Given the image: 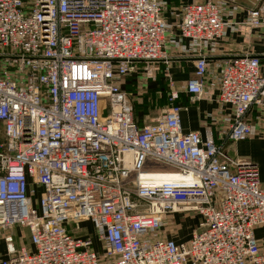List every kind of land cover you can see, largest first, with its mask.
<instances>
[{"label": "built area", "instance_id": "2783aa9c", "mask_svg": "<svg viewBox=\"0 0 264 264\" xmlns=\"http://www.w3.org/2000/svg\"><path fill=\"white\" fill-rule=\"evenodd\" d=\"M165 7L0 0V264H264L259 170L229 150L264 120V53L219 54L226 29L264 41V0L232 24L222 3H186L176 40ZM172 52L193 62L181 92L230 111L216 136L182 131L173 90L155 120L133 119L123 81ZM188 212L191 235L164 237Z\"/></svg>", "mask_w": 264, "mask_h": 264}, {"label": "rangeland", "instance_id": "374dc122", "mask_svg": "<svg viewBox=\"0 0 264 264\" xmlns=\"http://www.w3.org/2000/svg\"><path fill=\"white\" fill-rule=\"evenodd\" d=\"M200 1L202 0H165L166 7L163 15L165 19L166 16L170 19V22H166L172 27L169 31V36L173 35L171 37L173 40H176L179 36L176 23H178L177 21L180 18L181 7L187 2L198 3ZM214 1L218 3V6H220V3L223 4L224 7L220 10L224 19L223 21L231 24L235 23L232 17L236 15L239 10L242 9L245 16V12L248 9L256 7L261 3V0ZM170 2H173V5L170 4ZM258 40H260L264 46V41L260 35L258 36ZM169 49L171 48L169 47ZM169 49L167 50L170 51ZM172 54L176 55L173 52L171 55ZM171 55H169L170 58H172ZM184 75L189 76V70L181 65L176 66L171 61L138 66L137 72L127 77L121 86L122 91L127 94L133 119L139 125H145L159 117L168 107V97L172 90L178 92V94L183 90L187 82L185 78L181 77ZM252 124V133L246 140H264V120L257 118ZM196 224L197 217L194 213H178L167 217L166 224L161 231L166 238L186 240L196 228ZM83 227H87V224ZM89 232L91 233V231ZM19 235L26 236L27 230L17 228V230H12L4 234L6 238L12 239L16 245L19 243ZM24 242L25 246L29 247V241L26 238ZM94 248L98 250L99 246L97 242H95ZM102 261L104 262V259Z\"/></svg>", "mask_w": 264, "mask_h": 264}, {"label": "crops", "instance_id": "0c3cea01", "mask_svg": "<svg viewBox=\"0 0 264 264\" xmlns=\"http://www.w3.org/2000/svg\"><path fill=\"white\" fill-rule=\"evenodd\" d=\"M170 4L173 5V2H170ZM244 17L243 10L241 9L236 15H233L232 19L234 22H241ZM165 20L170 22L167 16ZM177 22H179V20ZM258 36L259 34L256 31L246 27H240L237 32H235V30L226 29L225 38L219 42V54L230 57L242 54L260 55L264 53V46L260 40H258ZM171 56L172 59H170V61L176 66L181 65L189 70V76L184 75L181 77L185 78V80L190 79L194 71L193 62L181 59L174 54ZM176 105L182 108L180 121L184 133L199 132L203 134V128L210 126L212 134L216 136L218 128L222 126L221 121L230 114L228 108L220 107L212 98H205L198 102H192L183 92L179 93V99L176 101ZM211 119H216V123L211 124ZM229 147L231 156L249 160L257 165L260 184L264 187V140L251 139L231 144ZM255 236L259 241L264 240L263 229H256Z\"/></svg>", "mask_w": 264, "mask_h": 264}]
</instances>
